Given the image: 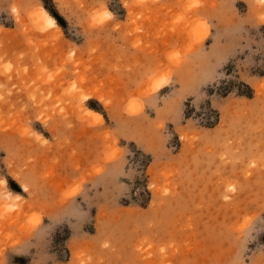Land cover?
Listing matches in <instances>:
<instances>
[{
  "label": "rangeland",
  "instance_id": "obj_1",
  "mask_svg": "<svg viewBox=\"0 0 264 264\" xmlns=\"http://www.w3.org/2000/svg\"><path fill=\"white\" fill-rule=\"evenodd\" d=\"M0 264H264V0H0Z\"/></svg>",
  "mask_w": 264,
  "mask_h": 264
},
{
  "label": "bare ground",
  "instance_id": "obj_2",
  "mask_svg": "<svg viewBox=\"0 0 264 264\" xmlns=\"http://www.w3.org/2000/svg\"><path fill=\"white\" fill-rule=\"evenodd\" d=\"M37 20H42V22L44 21L45 24L49 25V26H53L56 27V23L55 20L43 9V8H39L34 16ZM34 18V19H35ZM86 112L92 117L94 118V120L96 121H100L102 118L100 116L99 113L95 112L92 109H86Z\"/></svg>",
  "mask_w": 264,
  "mask_h": 264
},
{
  "label": "built area",
  "instance_id": "obj_3",
  "mask_svg": "<svg viewBox=\"0 0 264 264\" xmlns=\"http://www.w3.org/2000/svg\"><path fill=\"white\" fill-rule=\"evenodd\" d=\"M213 120V118H210V121H212Z\"/></svg>",
  "mask_w": 264,
  "mask_h": 264
}]
</instances>
